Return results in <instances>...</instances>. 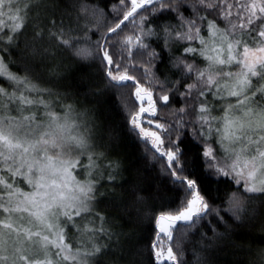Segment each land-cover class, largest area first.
Instances as JSON below:
<instances>
[{"label":"snow or ice","instance_id":"obj_1","mask_svg":"<svg viewBox=\"0 0 264 264\" xmlns=\"http://www.w3.org/2000/svg\"><path fill=\"white\" fill-rule=\"evenodd\" d=\"M65 51L99 63L103 87L90 95H115L128 133L182 193L148 206L129 186L128 222L151 227L143 245H125L132 230L98 210L100 187L124 166L114 129L62 88ZM213 184L215 206L203 194ZM259 198L264 0H118L109 12L89 0H0V264H105L110 253L120 264L145 250L148 264H189L190 234L191 264H264V243L231 239L257 227Z\"/></svg>","mask_w":264,"mask_h":264},{"label":"trees","instance_id":"obj_2","mask_svg":"<svg viewBox=\"0 0 264 264\" xmlns=\"http://www.w3.org/2000/svg\"><path fill=\"white\" fill-rule=\"evenodd\" d=\"M90 3H98L101 8L105 9V12H109L112 4L118 3V0H89ZM111 18L109 13V19ZM93 39H96L93 36ZM174 54H179L174 52ZM63 62L68 66L66 78L61 81V86L65 90L73 93V98L77 99L82 106H94L96 108V114L102 121L109 124L115 132L116 139L113 143L114 153L121 159L124 171L122 177L118 180L117 185L103 184L99 192L105 193L103 197H100L101 203L98 205V210L103 211L109 216L113 222L115 230L119 231L123 228L124 231L132 230L133 236L131 241H124L125 245H130L135 242H139L140 245L147 243V238L151 234L150 223L146 218H141L137 223L130 224L126 218L125 210L122 207L123 201L129 199L127 189L131 184L137 185L143 189V195L145 196L146 204L148 206L155 205L160 207L162 205H172L178 201L182 193L175 191L170 184L169 180L161 172V164L165 161H153L144 152V146L138 143V141L131 136L124 125L123 114L117 107V100L115 95H104L101 97H95L90 95V91H94L103 87L102 72L98 62L92 61H80L71 56L70 53L65 51L63 53ZM16 71L15 68L12 69ZM211 99V97H209ZM175 107H179L180 104L176 103ZM163 114L167 117L168 109H163ZM219 113H217L218 115ZM122 185V186H120ZM22 187L26 186L23 184ZM115 188L117 194L122 199L117 200L112 195V189ZM215 184L211 185L205 193H203L209 203L215 205L220 204L219 196L222 193H218ZM234 190V188H233ZM264 198L256 199L255 203L249 205L250 209H256L258 215L253 222L257 227L255 228H239L232 234L231 239L235 244L243 245L245 248L251 244L255 247L259 243H264V236H261L258 227L261 223H264V202H261ZM207 219H212L209 216ZM223 231V229H221ZM211 235V232L208 233ZM199 239L198 235H189L183 242L184 259L191 264L194 257L192 250L196 248V241ZM229 251H237V258L246 261L248 257L238 249L230 248ZM212 258H217V253H211ZM220 259H224L223 255L219 256ZM135 259L136 264H148L149 255L145 250L143 255L136 257H128L127 261ZM231 259V257H229ZM105 264H116L115 256L109 254L104 258ZM126 260H121L120 264H127Z\"/></svg>","mask_w":264,"mask_h":264}]
</instances>
